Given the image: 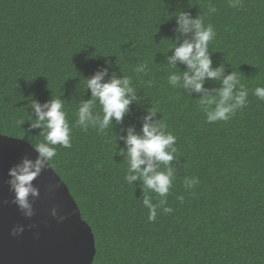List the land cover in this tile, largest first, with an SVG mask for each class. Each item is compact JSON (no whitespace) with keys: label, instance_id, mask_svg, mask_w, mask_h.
<instances>
[{"label":"trees","instance_id":"trees-1","mask_svg":"<svg viewBox=\"0 0 264 264\" xmlns=\"http://www.w3.org/2000/svg\"><path fill=\"white\" fill-rule=\"evenodd\" d=\"M209 4L217 9L211 15ZM179 11L214 26L213 67L235 71L249 90L247 106L228 121L207 123L200 94L168 84ZM106 62L105 79L131 77L140 99L108 130L111 142L73 128L72 147L57 146L52 163L95 234L93 264H264V100L253 95L264 87V0H242L237 8L229 0H0V134L43 140L42 129L30 127L32 99L62 97L71 126L80 102L91 99L84 78ZM141 63L149 71L137 76ZM151 106L178 149L167 197L173 212H160L154 222L140 182L124 179V141L115 143V134L126 136L129 127L141 132ZM185 177L200 182L188 190Z\"/></svg>","mask_w":264,"mask_h":264},{"label":"clouds","instance_id":"clouds-1","mask_svg":"<svg viewBox=\"0 0 264 264\" xmlns=\"http://www.w3.org/2000/svg\"><path fill=\"white\" fill-rule=\"evenodd\" d=\"M229 6L242 7V0H229ZM216 11L217 9L209 4L208 14ZM176 13V31L181 36L173 42L169 50L172 54L167 57L170 69L168 84L173 88H182L192 96L200 94L198 100L207 123L228 121L238 110L247 106L249 90L241 83L235 71L226 74L223 64L213 67L209 44L216 37L214 26L210 23L206 25L200 16L193 17L189 12ZM179 65H185L186 70L182 71ZM110 66V62H106L94 75L84 78L86 90L91 92V99H83L80 102L76 119L71 126L62 97H52L43 104L32 99L29 107L32 110L29 113L30 127L42 129L39 136L42 135L43 140L35 144L31 142L38 153L35 159L25 156L8 172V184L15 194L12 202L25 217L31 218L35 215L32 200L40 196V190L33 182L44 170L52 167L57 156V146L72 147L73 128L85 132L92 129L108 138V130L113 131L114 122L121 124L124 118L131 114V105L140 99L131 77H121L113 73L110 79H105L109 75ZM148 71L146 63L135 67L137 76L147 75ZM207 81L216 82L218 87L205 88ZM145 83L148 87L152 86L150 79ZM253 95L264 100V87H256ZM97 103L99 111L96 110ZM146 111L141 132L137 133L134 127H129L126 136L115 134V143L117 144L118 140L124 141L125 147L119 151L128 165L124 179L128 184L140 182L143 207L148 210V220L154 222L160 212L165 215L173 212V209L167 206V197L176 178L174 161L177 160L178 149L176 137L168 131L165 120L157 119L159 110L151 106ZM24 123L23 119L17 121L20 126ZM108 139L111 142V139ZM199 182L198 178L185 177L184 187L191 190ZM149 192L156 194L158 199L155 203L147 194ZM178 199L183 203V196ZM52 215L57 216L56 208L52 209ZM64 218L59 217L60 220ZM17 231L23 232L24 228L18 226L13 229V234Z\"/></svg>","mask_w":264,"mask_h":264},{"label":"water","instance_id":"water-1","mask_svg":"<svg viewBox=\"0 0 264 264\" xmlns=\"http://www.w3.org/2000/svg\"><path fill=\"white\" fill-rule=\"evenodd\" d=\"M37 155L25 140L0 134V264H93L95 234L68 185L52 167L33 182L40 190L39 198L32 200L33 217H25L12 202L9 170L25 156L35 159ZM18 226L24 231L13 234Z\"/></svg>","mask_w":264,"mask_h":264}]
</instances>
